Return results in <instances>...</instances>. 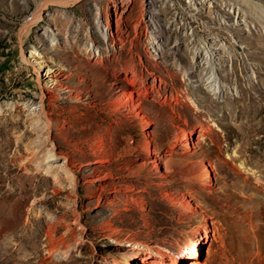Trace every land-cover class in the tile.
<instances>
[{
  "label": "rangeland",
  "instance_id": "obj_1",
  "mask_svg": "<svg viewBox=\"0 0 264 264\" xmlns=\"http://www.w3.org/2000/svg\"><path fill=\"white\" fill-rule=\"evenodd\" d=\"M196 243L264 264V0H0V264Z\"/></svg>",
  "mask_w": 264,
  "mask_h": 264
},
{
  "label": "bare ground",
  "instance_id": "obj_2",
  "mask_svg": "<svg viewBox=\"0 0 264 264\" xmlns=\"http://www.w3.org/2000/svg\"><path fill=\"white\" fill-rule=\"evenodd\" d=\"M238 3H240V2H238ZM239 5V4H238ZM233 9H235L234 8V6L232 7V10ZM116 11V10H115ZM116 12H118V11H116ZM144 15V14H143ZM139 18H141V17H139ZM143 18V17H142ZM136 19L135 20V30H136V32H137V37L138 38H140V36H141V34H142V25H143V19ZM118 20V19H117ZM120 22V21H119ZM119 22H115L114 23V21H112V23H113V25L111 26V24H110V30H111V38H110V41L113 43V44H115L116 43V41H119V45H121V44H123L125 41H126V38L124 37V35L122 34L123 32H122V27H121V24L119 23ZM122 23V22H121ZM116 45V44H115ZM208 47H210V45L208 46ZM210 49V48H209ZM208 54H210V51L208 50ZM134 69V68H133ZM136 76V75H135ZM137 79V78H136ZM215 83H217V81H215ZM51 95H52V93H51ZM140 98H138V99H136V98H134L133 96H128V97H124L122 100H121V104H127L129 101H132V102H135L136 104H138L139 105V102H140V100H139ZM254 108V107H253ZM257 109V108H256ZM47 135H46V138L47 137H49V136H51L50 134H51V132H52V127H51V124H49V122H48V124H47ZM207 129V128H206ZM208 130V129H207ZM192 136H193V134H192ZM206 236V238H205V240L203 241L205 244H207L208 243V239H209V237L210 236H208V234L207 235H205ZM139 249L141 248V247H138ZM193 253H194V255L192 256V257H190L189 258V260H194L193 261V263L194 264H198V263H200L201 261H200V258H201V253H200V249H199V244H194V247H193ZM138 256V255H137ZM172 259V258H171ZM170 260V259H169ZM186 261L187 260H185L184 258H177V257H175V258H173L172 259V263L173 264H187L186 263ZM151 262H152V258L151 257H140V259L137 261V264H151ZM171 264V263H170Z\"/></svg>",
  "mask_w": 264,
  "mask_h": 264
}]
</instances>
